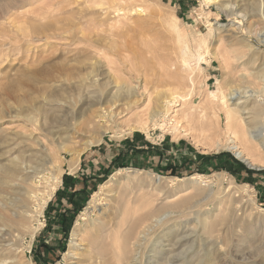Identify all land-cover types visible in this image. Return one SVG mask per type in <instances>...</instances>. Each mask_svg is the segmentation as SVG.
Here are the masks:
<instances>
[{"label":"rangeland","instance_id":"1","mask_svg":"<svg viewBox=\"0 0 264 264\" xmlns=\"http://www.w3.org/2000/svg\"><path fill=\"white\" fill-rule=\"evenodd\" d=\"M262 35L264 0H0V202L9 208L0 206V259L131 264L136 254L137 264H264V151L246 161L260 167L251 169L227 147L220 103L218 133L192 116L218 80L224 92L252 86L264 72ZM115 94V117L102 119ZM125 99L135 102L127 108ZM31 110L40 126L25 117ZM14 130L33 131L43 146ZM128 142L138 159L113 164ZM189 154L199 167L183 172ZM27 164L60 181L8 187L1 169ZM197 174L198 184L190 180ZM16 190L25 194L18 207L7 203ZM48 196L28 228L18 223L24 198L32 207ZM148 213L153 227L133 252L121 233Z\"/></svg>","mask_w":264,"mask_h":264},{"label":"bare ground","instance_id":"2","mask_svg":"<svg viewBox=\"0 0 264 264\" xmlns=\"http://www.w3.org/2000/svg\"><path fill=\"white\" fill-rule=\"evenodd\" d=\"M14 6V5H13ZM227 7V6H226ZM238 7L237 5L234 6V9ZM237 9V8H236ZM234 15H237V12H231ZM26 16V15H25ZM13 21V20H12ZM15 22V21H14ZM235 23V22H233ZM238 23V22H237ZM261 42L264 43V35L261 36ZM204 57V56H203ZM262 71V70H261ZM243 79L245 78L244 74L242 73L240 75ZM255 76V81L253 82L252 86H242V87H238V88H230V90L224 92L223 88L224 85L218 80L217 83V88L218 91H210L209 92V98L205 101V103L199 104L200 107L197 111V108L194 107L195 109H193L192 112V116L193 119L197 118L196 120L200 122V126H202L201 124H205L207 127H205V129L209 130L212 129L214 130V132L218 133V127H219V121L217 117V113H216V108H218V104L220 103V108L223 110L224 113V118H225V122H223L224 124V129L222 131H224L223 133H225L226 136V140H227V147L233 151V153L241 158L243 161H248L251 164L253 163L251 160L254 158L255 153L260 154L262 152V150L264 151V72H260L259 74L257 73ZM130 93H131V88H130ZM128 89L126 90L127 94L126 97L130 96V93L128 94ZM208 92V91H207ZM188 93V92H187ZM118 94V93H117ZM117 94H115V96H113V99L109 100L110 104L106 107H102L99 111L101 113V118L102 119H106L107 121H111L115 115H116V107H117ZM189 94V93H188ZM206 94V93H205ZM170 97L168 99V101H166L165 107L167 108L170 105V101L174 102L175 101V93H170L169 95ZM119 97V95H118ZM123 99V98H121ZM174 99V100H172ZM119 100V99H118ZM126 100V101H125ZM124 102H120L121 104L126 105V107L128 108L132 103H134L135 101H132L130 99H125ZM121 101V100H120ZM58 104V103H57ZM119 105V103H118ZM184 106V105H183ZM32 107V106H31ZM182 107V106H181ZM171 109V108H170ZM184 110V109H183ZM220 110V109H219ZM34 111H36L34 109ZM34 111H30L28 113L25 114V117L29 119V121L35 126H40V121H39V117L37 115L34 114ZM161 112L160 109V105L156 104L155 107L152 109L151 111V118H155L159 115V113ZM218 112V111H217ZM190 113V112H189ZM188 113V114H189ZM37 114L39 115V112H37ZM187 114V113H186ZM183 116V115H182ZM219 116V115H218ZM178 117V116H177ZM166 118V117H165ZM188 118V117H187ZM190 118V117H189ZM164 120V118H163ZM166 120V119H165ZM192 120V118H191ZM220 120V119H219ZM193 121V120H192ZM106 122V121H105ZM154 122V121H153ZM113 123V122H112ZM187 123V122H185ZM197 123V122H196ZM192 124V123H191ZM106 125V124H104ZM184 125V124H183ZM186 125V124H185ZM189 125V124H188ZM187 125V126H188ZM196 125V124H195ZM101 126V125H100ZM198 126V125H197ZM104 127V126H103ZM102 127V128H103ZM109 127V126H108ZM108 127H104L103 130L99 131L103 134H105L108 130ZM193 127V126H192ZM191 127V128H192ZM195 128V127H194ZM204 128V126H203ZM1 130V129H0ZM205 130V131H206ZM14 135H21L23 137L26 138H32L34 139L33 141H35L38 145H40L41 147L43 146V142L41 141V139H39L37 136H35V133L33 131H21V130H14L13 131ZM220 132V131H219ZM100 133V134H101ZM212 133V132H211ZM215 134V133H213ZM101 135V136H102ZM100 136V137H101ZM209 137V136H208ZM98 137H96L94 139V141L97 139ZM16 139V138H15ZM100 140V139H99ZM94 141H87L86 142V147L90 146V144H92V142ZM219 144H217L218 146ZM41 149V148H40ZM12 152V151H11ZM11 152L9 154H11ZM76 156V155H75ZM74 156V157H75ZM9 157V156H8ZM29 157V156H28ZM42 159V158H41ZM13 167H16L19 165L18 163V159L16 156L8 159ZM47 162V161H46ZM246 162V163H248ZM9 163V162H8ZM28 163V162H26ZM10 164V163H9ZM24 164V163H23ZM249 164V163H248ZM5 165V164H4ZM11 165V167H9L8 165L6 167H1L2 172L4 173V179L5 182L7 183L8 187H13V186H18L19 189H22L23 191L27 190L25 184L27 183V185H33L34 183V179L36 177H38V179H43V181L45 180H53L56 179V181H60L59 177L55 176H51L50 178L47 177V174L45 173H40L38 172V169H35L33 167H28L27 165H22L17 168H13ZM57 166V165H56ZM59 166V165H58ZM31 168V169H30ZM29 169V170H27ZM137 172V171H135ZM38 173H40L41 175L36 176ZM132 176V174H127L124 177L126 178H130ZM2 177V176H1ZM202 177V175H193L191 176L190 180L191 182H198V179H200ZM115 178V177H114ZM113 178V179H114ZM133 178V177H132ZM157 181H159V176L157 175L155 178ZM206 180V179H205ZM204 180V181H205ZM39 181V180H38ZM202 180H199V182H201ZM209 181V180H208ZM54 182V181H53ZM161 182V181H160ZM38 183V182H37ZM46 183V182H45ZM50 184V183H49ZM198 184V183H196ZM1 186V185H0ZM6 186V185H5ZM5 188V187H4ZM38 188V186H37ZM56 187L51 185V191H54ZM3 191V190H2ZM10 191V190H9ZM17 192L13 191L14 193H16L13 197H11V200L7 203H9L8 205L11 206H15L17 202H22V197L23 193L18 194V190H16ZM28 191V190H27ZM41 191V190H40ZM39 191V192H40ZM26 192V191H25ZM29 192V191H28ZM8 193V192H7ZM34 193V192H33ZM42 193V192H41ZM53 193V192H51ZM2 194V193H1ZM32 194V193H31ZM27 195V194H26ZM33 195H31L32 197ZM97 195H94V199ZM3 197V196H2ZM6 197H8L6 195ZM41 197V196H40ZM37 198V199H41V201H39L38 203H36L35 205H33L32 207H30L29 205V199L28 197L24 198L23 200V204H22V208H23V212H20L21 214L23 213L22 218L19 220V224L22 225L24 228H28V222L30 220V217H32V212L33 211H40L41 208L44 207L46 200L49 199V196L45 199L42 200V198ZM43 197V196H42ZM4 198V197H3ZM92 198V200H94ZM97 199V198H96ZM3 201V200H2ZM25 201V202H24ZM184 201V200H182ZM178 204V203H177ZM18 205V204H17ZM16 205V206H17ZM96 204L92 203L91 207L94 208ZM0 206L2 207V209H5V207H7V205H4L2 202H0ZM175 206V205H174ZM18 207V206H17ZM173 207V206H172ZM8 208V207H7ZM20 208V207H19ZM88 208V207H87ZM9 209V208H8ZM11 209V208H10ZM35 209V210H34ZM144 209V208H143ZM6 210V209H5ZM142 211V210H141ZM187 211V210H186ZM17 212H15L14 210V214H16ZM34 214V213H33ZM160 214V213H159ZM169 213L164 212L163 214L159 215L154 222L159 223L163 218H166V216ZM182 214V213H181ZM180 214V215H181ZM39 215V214H38ZM81 215V214H80ZM135 215V214H134ZM133 215V216H134ZM83 217V216H82ZM152 217V215H150L149 213L146 214L145 216H143V218L139 221V223L135 224V225H131L129 226L125 231H123V233H121L120 239L121 242L125 245H133L136 246L135 249H133V252L138 250L140 247V244L142 242L143 239H145V237L148 235V233L150 232V230L152 229V224L153 222L150 220ZM155 218V217H154ZM4 219V215L2 214V212H0V220L2 221ZM35 220V219H34ZM150 220V221H149ZM153 220V219H152ZM123 222V221H122ZM79 224V223H78ZM99 224V223H98ZM123 224V223H122ZM103 226V225H102ZM111 226V225H110ZM208 227V226H207ZM22 228V227H20ZM76 229V228H75ZM121 229V228H120ZM1 234V233H0ZM3 234V233H2ZM33 234V233H32ZM88 234V233H87ZM74 235V232H73ZM82 239V238H81ZM119 240H117L118 243ZM76 242V241H75ZM102 242V241H101ZM71 242V247L73 248L75 243ZM78 243V242H77ZM76 243V244H77ZM88 243V242H87ZM79 245V244H78ZM99 246V245H98ZM118 246V245H116ZM95 247V246H94ZM103 248V247H102ZM170 248V247H169ZM9 248L7 250V252H10ZM151 249V248H150ZM155 249V248H154ZM92 250V248H91ZM94 250V249H93ZM120 250V249H117ZM121 251V250H120ZM154 252V251H153ZM75 253V252H74ZM118 253V252H117ZM120 253V252H119ZM118 253V255H120ZM6 254V253H5ZM70 255V254H69ZM154 255V253H153ZM148 257V256H147ZM10 259V257H7V255L3 256L0 259V264H7L5 262H7ZM7 260V261H6ZM120 260V258H119ZM169 260V259H168ZM137 256L132 255L130 256V263L131 264H137ZM11 262V260H10ZM19 262V261H18ZM70 263V262H69ZM68 263V264H69ZM86 263V262H85ZM151 263V262H150ZM71 264V263H70Z\"/></svg>","mask_w":264,"mask_h":264},{"label":"crops","instance_id":"3","mask_svg":"<svg viewBox=\"0 0 264 264\" xmlns=\"http://www.w3.org/2000/svg\"><path fill=\"white\" fill-rule=\"evenodd\" d=\"M136 144H139V142H137ZM129 146L130 145H129V142H128L126 144L121 145V147H117V149L115 150L114 155L111 156V161L113 162V164H116L119 161H120V163H123V162L124 163H134V160L138 159L137 156L134 155V153H130V152L128 153ZM117 154H119V157L115 158V156ZM144 155H145V158H154V157H152L151 152H149L147 150H146ZM184 155H185V157H187L186 154H184ZM188 156H192V155L189 154ZM122 157L124 158L123 161H121ZM192 157H193V160H189V162H186V160L182 161L181 169L185 168V170H183V172H186V170L192 171V170H194L196 165L198 166L199 163L197 161H199V160L198 159L196 160V158H194L195 156H192ZM159 167H161V166H159ZM190 167H192V169H190ZM103 169H105V168L103 167ZM175 171H176V169H175ZM176 172H181V171H176ZM75 189L79 190L77 187ZM50 206H51V209H52V206H53L52 202H51ZM52 211H54V210H52Z\"/></svg>","mask_w":264,"mask_h":264},{"label":"water","instance_id":"4","mask_svg":"<svg viewBox=\"0 0 264 264\" xmlns=\"http://www.w3.org/2000/svg\"><path fill=\"white\" fill-rule=\"evenodd\" d=\"M243 161V160H242ZM243 162H245V161H243ZM246 163V162H245ZM248 166H249V168H251V169H259L260 167L259 166H254V165H250V164H248V163H246Z\"/></svg>","mask_w":264,"mask_h":264},{"label":"trees","instance_id":"5","mask_svg":"<svg viewBox=\"0 0 264 264\" xmlns=\"http://www.w3.org/2000/svg\"><path fill=\"white\" fill-rule=\"evenodd\" d=\"M170 170H171V169H170ZM172 171H173V170H172ZM172 171H171V172H172ZM63 228H64V230H68V228H69V225H68V224H66V225H64V226H63Z\"/></svg>","mask_w":264,"mask_h":264},{"label":"flooded vegetation","instance_id":"6","mask_svg":"<svg viewBox=\"0 0 264 264\" xmlns=\"http://www.w3.org/2000/svg\"><path fill=\"white\" fill-rule=\"evenodd\" d=\"M190 169H192V167H190Z\"/></svg>","mask_w":264,"mask_h":264},{"label":"built area","instance_id":"7","mask_svg":"<svg viewBox=\"0 0 264 264\" xmlns=\"http://www.w3.org/2000/svg\"><path fill=\"white\" fill-rule=\"evenodd\" d=\"M27 264V263H26ZM31 264V263H30Z\"/></svg>","mask_w":264,"mask_h":264}]
</instances>
